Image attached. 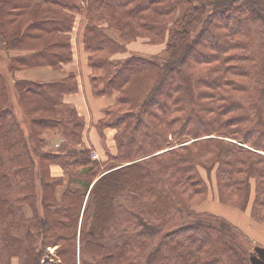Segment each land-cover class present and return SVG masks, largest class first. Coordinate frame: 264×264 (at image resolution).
<instances>
[{
    "label": "trees",
    "instance_id": "trees-1",
    "mask_svg": "<svg viewBox=\"0 0 264 264\" xmlns=\"http://www.w3.org/2000/svg\"><path fill=\"white\" fill-rule=\"evenodd\" d=\"M78 16L93 94L115 96L106 161L64 102L75 76L16 77L71 62ZM138 39L168 55L113 58ZM202 170L264 226V0H0V264H251L239 227L194 209Z\"/></svg>",
    "mask_w": 264,
    "mask_h": 264
},
{
    "label": "crops",
    "instance_id": "crops-1",
    "mask_svg": "<svg viewBox=\"0 0 264 264\" xmlns=\"http://www.w3.org/2000/svg\"><path fill=\"white\" fill-rule=\"evenodd\" d=\"M82 28H83V18L81 16H78L76 18V22L73 31L71 33V44H72V53H73L71 62L63 64L62 67L57 70L53 69L52 67L22 69L16 72V77L20 79L24 78L34 81H51V80L62 79L68 76H75L78 82V91L76 93L65 95L64 102L66 104L73 106L76 109L78 115L84 119L85 128L83 133V148L90 149L93 151L92 153L98 155L97 158L95 159L92 158L93 160L106 161L108 158L107 157L108 151L109 152L111 151L112 152V153L110 152L111 154L117 153L116 143L114 139L116 130L112 128L105 129L104 130L105 138L102 139L95 125L104 117V110L107 107L114 104L115 96L114 95L95 96L93 94L92 86L90 82V74L92 71L88 63L89 53L84 50L82 44V34H81ZM139 42H143L155 48L157 46H161L160 48H162V50L164 48L166 49L165 44L152 45V44H148L147 40L145 39H138L137 41L128 44V47L133 48L136 45H138ZM132 55L133 54H127L126 52L118 53L113 58L116 60H122ZM136 56H140V55L136 54ZM63 142L64 139H62L57 134L53 133L48 135V143L51 146L53 144L55 145L56 143L62 145ZM101 148H102V152H101ZM103 148H106L108 151H106L105 153ZM113 148H115L116 150L115 152L113 151ZM52 174L54 176H61L63 174V170L59 166L55 165L52 167ZM211 177L214 178L215 180L214 175L213 176L211 175ZM215 186H216V182H215ZM211 199L216 209H218V211H213L208 207L209 206L208 202H210ZM223 205L219 201L218 192H217L216 194L213 193L212 197L209 194L206 201H204L202 204L198 206H195L194 209L196 211L200 210L202 212L208 211L209 213L226 218L227 220L235 224L237 227H239L244 232L245 236L248 237L251 241H253L255 245L264 247V226L256 223L252 219L251 211H250L251 204L245 212H242L239 209L232 211L225 208ZM230 211L235 212L236 216L235 215L230 216L228 214H224V212L230 214ZM238 215H240L241 218L244 219L245 221H243L240 218H237ZM12 264H18V259H14Z\"/></svg>",
    "mask_w": 264,
    "mask_h": 264
},
{
    "label": "rangeland",
    "instance_id": "rangeland-1",
    "mask_svg": "<svg viewBox=\"0 0 264 264\" xmlns=\"http://www.w3.org/2000/svg\"><path fill=\"white\" fill-rule=\"evenodd\" d=\"M110 34L112 35V36H114V37H116L117 35H116V33L115 32H110ZM161 46H157L156 48L155 47H153V46H150V45H147V44H145V43H143V42H139V44L138 45H136L135 47H133V48H129L128 46H127V50L125 51L127 54H133V55H140L141 57L142 56H144L145 58H148V59H159V58H165L168 54H167V51H166V49L164 48L163 50H162V48H160ZM124 52V53H125ZM257 132V131H256ZM51 145H49V147L48 148H50V149H52V150H55V145L53 144L51 147H50ZM103 150L105 151V153H106V151H108L106 148H103ZM113 151L115 152L116 150H115V148H113ZM101 152H102V148H101ZM109 152V151H108ZM111 152V151H110ZM112 153V152H111ZM94 155H96L97 157H98V155L97 154H95V153H92L91 154V157L93 158V159H95V158H97V157H94ZM104 158V157H103ZM202 173H203V175H204V177H205V179H206V181H207V183H208V187H209V193H208V196H209V194L211 195V197H212V194L213 193H217V190H216V186H215V180H214V178H212L211 177V175L213 176H215V171H212L209 175H208V173H206V172H204L203 170L201 171ZM254 187V186H253ZM206 201V200H205ZM202 204V203H201ZM200 205V204H199ZM208 207L210 208V209H212L213 211H218V209H216V207L214 206V204H213V202H212V199H211V201L210 202H208ZM223 205V204H222ZM195 206H198V205H195ZM194 206V207H195ZM225 208H227V209H229V210H232V211H235V210H237V208L235 209V207H233V208H231L232 206H228V205H223ZM198 212H202V211H200V210H197ZM240 211H242V212H245L246 210H240ZM206 212H208V211H206ZM221 212V211H220ZM217 214H219V213H217ZM224 214H228V215H230L231 216V214H229V213H227V212H224ZM244 238V245H246V246H248V249L251 251V250H253V248L255 247V246H257V245H255L254 244V242L253 241H251L248 237H243Z\"/></svg>",
    "mask_w": 264,
    "mask_h": 264
},
{
    "label": "water",
    "instance_id": "water-1",
    "mask_svg": "<svg viewBox=\"0 0 264 264\" xmlns=\"http://www.w3.org/2000/svg\"><path fill=\"white\" fill-rule=\"evenodd\" d=\"M251 264H264V247L255 246L250 252Z\"/></svg>",
    "mask_w": 264,
    "mask_h": 264
},
{
    "label": "bare ground",
    "instance_id": "bare-ground-1",
    "mask_svg": "<svg viewBox=\"0 0 264 264\" xmlns=\"http://www.w3.org/2000/svg\"><path fill=\"white\" fill-rule=\"evenodd\" d=\"M230 214H231V215H233V216H234V215L236 216L235 212H231V211H230ZM237 218H240V219H242L240 215H238V217H237ZM242 220H243V221H245L244 219H242Z\"/></svg>",
    "mask_w": 264,
    "mask_h": 264
},
{
    "label": "built area",
    "instance_id": "built-area-1",
    "mask_svg": "<svg viewBox=\"0 0 264 264\" xmlns=\"http://www.w3.org/2000/svg\"><path fill=\"white\" fill-rule=\"evenodd\" d=\"M59 146V143L58 144H56V147H58ZM94 157H97L96 155H94Z\"/></svg>",
    "mask_w": 264,
    "mask_h": 264
}]
</instances>
